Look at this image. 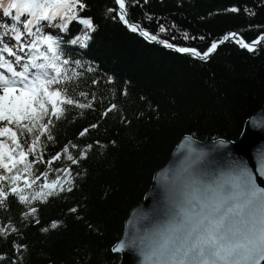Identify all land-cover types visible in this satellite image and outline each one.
<instances>
[{"label": "trees", "instance_id": "1", "mask_svg": "<svg viewBox=\"0 0 264 264\" xmlns=\"http://www.w3.org/2000/svg\"><path fill=\"white\" fill-rule=\"evenodd\" d=\"M82 2L85 8H77L79 18H68L66 29L58 26L65 22L59 17L52 27L44 22L43 28L59 40L69 72L80 73L72 87L88 92L87 99L96 96L92 108L72 109L55 121L54 140L42 137L45 161L68 145L79 163L62 156L50 169L43 163L33 166L37 175L47 170L48 177L41 176L25 194L58 177L65 188L46 202L25 204L9 195L7 206L0 208V227L10 224L17 231L0 235V264H116L120 255L112 249L129 212L144 199L156 170L180 139L191 135L201 141L237 140L246 120L264 104L263 43L248 51L229 40L207 59H200L131 31L118 11L109 12L118 10L115 0ZM86 17L92 19L95 31L80 22ZM127 18L158 34L160 42L203 53L230 32L249 43L264 35V0H130ZM0 23L15 21L0 14ZM161 25L165 32H160ZM111 104L117 108L102 118ZM92 124L98 127L91 128ZM85 128L89 131L81 136ZM0 141L7 153L20 151L7 136H0ZM89 144L93 147L81 159L78 153ZM69 167L71 185L65 171H55ZM0 174L17 172L0 169ZM19 175L18 184L24 188L27 173ZM33 178L28 177L29 182ZM31 207L37 209L35 216L25 217ZM72 208L77 211H69ZM53 221L58 222L56 228L51 227Z\"/></svg>", "mask_w": 264, "mask_h": 264}, {"label": "snow or ice", "instance_id": "2", "mask_svg": "<svg viewBox=\"0 0 264 264\" xmlns=\"http://www.w3.org/2000/svg\"><path fill=\"white\" fill-rule=\"evenodd\" d=\"M115 3L118 10L109 9V12L118 11L119 19L131 31H139L149 40H158V34H151L138 24L129 22L127 8L130 0H115ZM77 8L80 11L85 8L82 0H0V14L15 21L11 25L0 23V122H7L0 128V136H7L15 149L20 150L11 155L5 151L4 141H0V169L4 173H12L13 169L17 172V175L0 174V208L7 206L9 195L30 204L32 200L46 202L48 197L65 191L58 177L50 183L38 185V191L25 194V189H31L41 176L48 177L47 170L39 175L33 172L34 165L43 163L50 169L52 163L62 156L72 164L79 163L68 145L45 161L43 149L46 143L42 141V137L45 141L54 140L52 129L55 121L63 118L68 111L90 109L96 100L95 94L87 99L88 92H76L72 87L80 73L69 72L66 67L69 61L62 59L59 40L43 32L44 22L52 27V22L58 17L65 21L58 26L66 29L68 18H79ZM229 11L237 12L239 9L231 8ZM81 23L90 32L95 31L91 18H82ZM159 30L166 31L163 25ZM229 40H234L248 51H255L256 46L264 41V35L248 43L239 33L230 32L221 40L213 41L203 53L183 47L178 51L207 59L218 44ZM161 42L173 47L167 41ZM92 83L98 84L99 81L93 80ZM81 97L87 102H81ZM116 108V104H111L101 117L108 116ZM90 127L96 128L98 124ZM88 131L85 128L80 135ZM71 147L76 148L77 145L72 144ZM92 147L87 145L78 153L79 157L86 158ZM29 154L32 155L31 160L28 159ZM17 164H23V168L18 169ZM55 171H65L70 178L67 183L71 185L74 178H71L70 167ZM20 172L27 173L24 188L18 184ZM185 173L177 177L170 193L168 225L158 232V240H153L142 249L147 264H264V188L257 185L255 177L242 170L229 181L205 183L197 169L189 166ZM28 177L34 178L29 182ZM71 190V186L67 188V191ZM69 211L76 212L77 209ZM36 212L37 209L31 207L24 216H35ZM36 222L39 223L38 220ZM57 226L58 222L53 221L51 227ZM9 230L17 231L10 224L4 225L0 227V235L7 236ZM126 246V242L121 240L112 251H123Z\"/></svg>", "mask_w": 264, "mask_h": 264}, {"label": "water", "instance_id": "3", "mask_svg": "<svg viewBox=\"0 0 264 264\" xmlns=\"http://www.w3.org/2000/svg\"><path fill=\"white\" fill-rule=\"evenodd\" d=\"M135 33L143 36L139 31ZM143 37L172 51L191 54L178 51L179 47H167L159 39L152 41ZM261 43L264 44V41ZM189 166L199 171L205 183L229 181L239 171L247 170L255 177L257 185L264 188V104L246 120L237 140L219 138L201 141L191 135L180 139L169 158L156 170L144 199L129 212L123 233L114 245L121 240L127 244L123 251L115 252L120 255L116 264H147L142 249L153 240H158V232L168 225L170 193L177 177L186 175L185 169ZM133 240L136 242L133 243Z\"/></svg>", "mask_w": 264, "mask_h": 264}, {"label": "rangeland", "instance_id": "4", "mask_svg": "<svg viewBox=\"0 0 264 264\" xmlns=\"http://www.w3.org/2000/svg\"><path fill=\"white\" fill-rule=\"evenodd\" d=\"M80 22H81V20H80ZM83 30V29H82ZM89 32V31H88ZM87 33V32H86ZM86 33L84 34V36L86 37ZM81 37V34L79 35V37H78V40H79V38ZM89 37V36H88ZM88 37H86V38H88ZM6 123L7 122H0V128H2V127H4L5 125H6Z\"/></svg>", "mask_w": 264, "mask_h": 264}]
</instances>
